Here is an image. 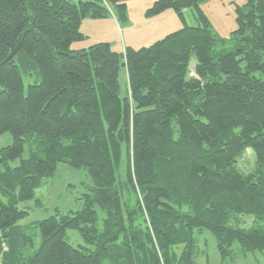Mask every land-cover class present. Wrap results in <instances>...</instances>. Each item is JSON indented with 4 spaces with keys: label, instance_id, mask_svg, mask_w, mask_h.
<instances>
[{
    "label": "trees",
    "instance_id": "16d2710c",
    "mask_svg": "<svg viewBox=\"0 0 264 264\" xmlns=\"http://www.w3.org/2000/svg\"><path fill=\"white\" fill-rule=\"evenodd\" d=\"M205 1L154 0L144 17L171 10L183 27L118 52L71 46L85 19L126 22L129 0H0V137H12L0 149V264H194L205 230L222 259L235 244L264 250V0L237 7L229 38L212 31ZM59 163L87 170L82 209L20 225L17 203Z\"/></svg>",
    "mask_w": 264,
    "mask_h": 264
},
{
    "label": "rangeland",
    "instance_id": "374dc122",
    "mask_svg": "<svg viewBox=\"0 0 264 264\" xmlns=\"http://www.w3.org/2000/svg\"><path fill=\"white\" fill-rule=\"evenodd\" d=\"M79 2L85 0H69ZM154 0H129L127 10V21H90L95 24L83 23L80 31L86 35L83 41L72 44V50L86 49L87 47L100 42H106L114 51L121 52L126 47L140 49L148 47L155 41L162 39L169 33L177 31L183 27V23L171 10L162 14L146 18L145 11L151 7ZM248 0H207L200 5L201 11L208 18L212 31L221 38H229L230 34L237 29V7L245 9ZM196 12L192 9L184 11L183 16L186 25L195 27L198 21L195 19ZM112 26V27H111ZM97 36V37H96ZM118 82L121 88V95L124 93L126 85V73L123 67L118 74ZM25 86L28 80L24 81ZM12 137L6 133L0 137V149L11 145ZM28 155L27 149L23 154V159ZM20 159L11 162V166H17ZM253 165V157L247 151L241 161V168L250 171ZM125 166L121 168L120 175H124ZM264 173V171H263ZM92 182L87 170L84 168H73L65 163L57 165L52 178L45 181L36 191L34 197L26 202L17 203L19 210L27 212V215L19 221L20 225H28L47 219L57 213L66 214L78 212L83 206V195L89 194ZM126 195L128 192H125ZM131 203L135 201V196L130 194ZM97 213L96 227L102 230L104 212L95 207ZM59 216V215H57ZM67 241L73 247H89L80 237L77 230L68 229L65 232ZM196 254L194 264H264V250L254 253H240L237 244L232 247V255L222 259L216 249V242L211 232L202 231L195 234ZM35 247L39 244V236L34 237Z\"/></svg>",
    "mask_w": 264,
    "mask_h": 264
},
{
    "label": "crops",
    "instance_id": "0c3cea01",
    "mask_svg": "<svg viewBox=\"0 0 264 264\" xmlns=\"http://www.w3.org/2000/svg\"><path fill=\"white\" fill-rule=\"evenodd\" d=\"M112 20H113V19L110 20L109 18H108V19H105V21H111V24L114 23V21H112ZM87 21H88L87 19L83 20V21L81 22L80 28H81V26H82L83 23H87V24H95V23H97V22H87ZM90 21H97V20H90ZM103 21H104V19H103ZM114 24H115V23H114ZM111 27H112V26H111ZM83 35L85 36V38L88 37V35H86V34H84V33H83ZM96 37H97V36H96ZM95 44H96V43H95ZM84 49H85V48H84Z\"/></svg>",
    "mask_w": 264,
    "mask_h": 264
}]
</instances>
